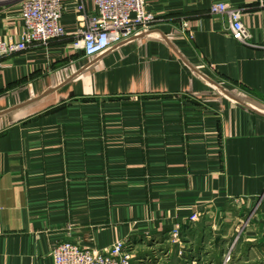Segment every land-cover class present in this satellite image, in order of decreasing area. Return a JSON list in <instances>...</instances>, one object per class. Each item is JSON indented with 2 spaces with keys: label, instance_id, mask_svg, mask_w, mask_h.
Masks as SVG:
<instances>
[{
  "label": "crops",
  "instance_id": "obj_1",
  "mask_svg": "<svg viewBox=\"0 0 264 264\" xmlns=\"http://www.w3.org/2000/svg\"><path fill=\"white\" fill-rule=\"evenodd\" d=\"M217 3L243 11L249 45L210 15ZM147 9L163 22L95 59L71 50L70 10L67 38L0 60V264L124 239L135 264H225L232 247L230 264H264V4ZM23 33L0 0V39ZM177 225L182 248L168 244Z\"/></svg>",
  "mask_w": 264,
  "mask_h": 264
},
{
  "label": "built area",
  "instance_id": "obj_2",
  "mask_svg": "<svg viewBox=\"0 0 264 264\" xmlns=\"http://www.w3.org/2000/svg\"><path fill=\"white\" fill-rule=\"evenodd\" d=\"M21 9L24 33L20 41L0 39V60L36 47H48L52 42L67 38L63 26L65 13L76 14L77 30L71 36V50L81 52L87 59H95L124 41L140 34H148L163 22L149 12L147 0H5ZM91 2L93 9L87 8ZM264 4V0H262ZM211 16H227L231 38L249 45L252 34L243 21V11L227 3L214 4ZM182 30H187L184 22ZM200 214L189 217V222L200 220ZM168 244L183 247L181 226H175L168 234ZM136 246L130 239L116 242L110 248L99 251L82 248L70 242H62L53 249L55 264H135ZM232 247L225 256V264L233 260ZM182 250L179 256H183ZM147 258L141 261L152 262Z\"/></svg>",
  "mask_w": 264,
  "mask_h": 264
}]
</instances>
